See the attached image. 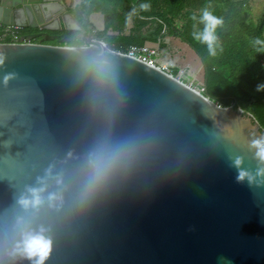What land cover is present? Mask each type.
Returning <instances> with one entry per match:
<instances>
[{"label":"water","instance_id":"obj_1","mask_svg":"<svg viewBox=\"0 0 264 264\" xmlns=\"http://www.w3.org/2000/svg\"><path fill=\"white\" fill-rule=\"evenodd\" d=\"M65 3L0 0V27L27 30L0 43V264H33L25 229L51 240L44 264H264V129L109 48L103 15L84 29Z\"/></svg>","mask_w":264,"mask_h":264},{"label":"trees","instance_id":"obj_2","mask_svg":"<svg viewBox=\"0 0 264 264\" xmlns=\"http://www.w3.org/2000/svg\"><path fill=\"white\" fill-rule=\"evenodd\" d=\"M141 3H148L151 7L147 11L142 10L139 8ZM74 4L75 0H70L67 9L84 29L91 26V14L103 15L104 29L97 36L104 37L113 50L132 44L155 43L163 29L167 30L185 42L202 62L203 94L221 106L235 101L264 129V92L256 91V86L264 83V68L260 63L264 54L257 53L251 44L256 37L264 39V7L255 20L251 17L247 0H82L81 4ZM208 5L225 21L219 31L223 51L216 57H210L206 46L191 36V16H199L201 8ZM129 21H132L130 34H121ZM25 31L21 29L22 34ZM109 31L119 34H108ZM50 33L57 36L56 42L58 37L76 35L66 30ZM70 45L81 46L82 43L73 41Z\"/></svg>","mask_w":264,"mask_h":264},{"label":"clouds","instance_id":"obj_3","mask_svg":"<svg viewBox=\"0 0 264 264\" xmlns=\"http://www.w3.org/2000/svg\"><path fill=\"white\" fill-rule=\"evenodd\" d=\"M150 4L141 3L139 8L147 11L150 8ZM135 11V9H133ZM193 21L191 36L194 41L206 46L207 54L210 57H216L218 53L223 51L221 46L219 31L224 26V19L221 16L214 14L211 6H204L200 10L199 16L193 14L191 16ZM252 46L257 50V53L264 54V39L256 37L251 41ZM3 59L0 58V63ZM257 92H264V83H260L256 86ZM250 148L255 152V158L258 163L264 165V136L252 139L250 141ZM242 160L240 157L232 159V166L236 167L237 175L236 182L244 183L248 182L249 186L252 185L253 176L247 170L241 167ZM256 175H264V167H260L257 170ZM98 178V177H97ZM30 198L24 197L20 200V203L27 207L29 204H39L41 202L40 188H30L28 190ZM51 240L41 231H34L31 229H25L22 233L21 240L18 243L17 250L29 260L33 261V264H44V261L48 257L51 251Z\"/></svg>","mask_w":264,"mask_h":264},{"label":"built area","instance_id":"obj_4","mask_svg":"<svg viewBox=\"0 0 264 264\" xmlns=\"http://www.w3.org/2000/svg\"><path fill=\"white\" fill-rule=\"evenodd\" d=\"M164 31V29H163ZM0 43H20L21 39V29L16 27H0ZM159 38L155 44H142V45H128L121 50H115L120 53L135 57L136 59L148 63L159 69L161 72L165 73L167 76L173 78L177 82H183L191 90L203 94L202 84L194 83L192 80L186 78L184 68H175L168 61L164 60L161 56V50L159 45ZM104 44L108 46L107 42L104 40ZM262 67L264 68V57L260 61ZM264 73V69H263Z\"/></svg>","mask_w":264,"mask_h":264},{"label":"crops","instance_id":"obj_5","mask_svg":"<svg viewBox=\"0 0 264 264\" xmlns=\"http://www.w3.org/2000/svg\"><path fill=\"white\" fill-rule=\"evenodd\" d=\"M66 5H69L70 0H66ZM82 0L75 1L74 5L81 4ZM99 25L96 27L97 29ZM132 28V21H129L125 31L121 34H130ZM98 32H100L98 30ZM108 34L118 35V32L109 31ZM159 45L161 56L168 61L175 68H184L186 78L192 80L194 83L201 84L204 82V68L196 53L185 43L180 41L177 37L172 36L167 30L159 37ZM155 44V43H153Z\"/></svg>","mask_w":264,"mask_h":264},{"label":"rangeland","instance_id":"obj_6","mask_svg":"<svg viewBox=\"0 0 264 264\" xmlns=\"http://www.w3.org/2000/svg\"><path fill=\"white\" fill-rule=\"evenodd\" d=\"M75 1L78 2L79 0H75ZM247 1L249 3V6H250L249 10H250L251 17L256 20L257 17L260 15L262 8L264 7V0H247ZM93 20H95V19H93ZM98 28H100V25Z\"/></svg>","mask_w":264,"mask_h":264},{"label":"flooded vegetation","instance_id":"obj_7","mask_svg":"<svg viewBox=\"0 0 264 264\" xmlns=\"http://www.w3.org/2000/svg\"><path fill=\"white\" fill-rule=\"evenodd\" d=\"M66 6L68 7V5H66ZM35 31H38V30H35ZM35 31H33V32H35ZM58 38L60 39V38H62V37H58ZM56 39H57V38H56ZM56 39H55L54 41H52V42H47V43H57V42H56ZM59 39H58V40H59ZM38 40H39V39H37L36 41H38Z\"/></svg>","mask_w":264,"mask_h":264},{"label":"bare ground","instance_id":"obj_8","mask_svg":"<svg viewBox=\"0 0 264 264\" xmlns=\"http://www.w3.org/2000/svg\"><path fill=\"white\" fill-rule=\"evenodd\" d=\"M95 20H96V22L98 21L99 22V20L97 19V17L96 18H94Z\"/></svg>","mask_w":264,"mask_h":264}]
</instances>
